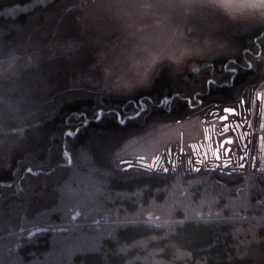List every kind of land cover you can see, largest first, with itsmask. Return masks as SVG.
I'll list each match as a JSON object with an SVG mask.
<instances>
[{
	"label": "trees",
	"instance_id": "16d2710c",
	"mask_svg": "<svg viewBox=\"0 0 264 264\" xmlns=\"http://www.w3.org/2000/svg\"><path fill=\"white\" fill-rule=\"evenodd\" d=\"M64 2L0 0V53L7 51L2 50L5 41L18 39L17 31H24L21 38L41 35L56 29L67 17L74 19L72 10L65 11ZM215 13L201 10L192 21L199 19L197 29L209 28L203 34L217 33L212 22ZM225 30L223 39L232 43L236 54L233 73L226 72L230 59L223 56L211 61V70L202 68L184 77L162 64L149 86L138 90L132 99L99 97L97 101L93 92L45 93L49 87L40 85L34 91L38 97L34 94L32 101L33 95L25 96L19 82L18 86L0 83V96L9 93L10 101L21 102L22 107L18 123L5 122V112L0 113L1 142L9 137L15 142L9 150L2 148L7 158L0 163V264H33L51 252L62 261L49 264H154L146 259V251L155 252L156 259L165 262L180 253L183 260L177 264H248L246 254L242 256L245 246H249L248 252L252 248L264 251V172L237 166L209 169L200 163L196 167L191 162L197 158L186 156L183 160L161 158L151 167L109 165L119 131L138 125V119L125 123L120 115L133 109L138 113L144 105L142 99L152 103L149 117L182 116L190 111L188 102L192 101L197 105L195 114L200 115H214L223 106H235L238 94L247 91L264 69V23L246 27L231 22ZM52 62L25 72L24 77L33 72L42 75ZM170 98L174 100L168 103V110L158 105ZM81 152L87 157L84 163ZM180 179L186 190L190 183L204 179L226 187L215 196L218 217L198 219L175 208L166 226L160 223L161 213L140 218L151 203L164 204V191ZM193 186L191 198L198 201L200 189L198 184ZM88 190L97 191V196L87 199ZM77 191L81 192L78 199L67 198L66 194ZM77 212L80 215L73 219ZM247 217L250 219L244 222L242 218ZM57 240L61 243L55 249ZM137 243L146 245L145 249L136 247Z\"/></svg>",
	"mask_w": 264,
	"mask_h": 264
},
{
	"label": "rangeland",
	"instance_id": "374dc122",
	"mask_svg": "<svg viewBox=\"0 0 264 264\" xmlns=\"http://www.w3.org/2000/svg\"><path fill=\"white\" fill-rule=\"evenodd\" d=\"M64 5L65 11H73L74 19L68 20L67 17L56 29L41 35L31 33L29 37L21 38L24 31H17L18 39L9 38L5 41L3 47H6L2 50L7 51L3 55L0 53V83L18 86L19 82V88H24L27 94L25 96L33 95L32 101L38 97L34 91L40 89V85L49 87L43 90L45 93L54 90L62 93L73 90L93 92L98 97L97 101L99 97L120 101L132 99L130 97L138 90L149 86L162 64L169 66L175 75L184 77L185 74L198 72L202 68L211 70V61L219 56L230 59L231 64L229 62L226 66V72L231 74L235 69L232 63L236 54L232 43L222 36V32L226 33V24L231 26V22H235L247 27L264 23V0H65ZM205 9L216 12L212 22L219 33L203 34L209 28L197 29L196 23L199 19L192 21L193 17L199 16V11ZM201 19L205 17L201 16ZM0 44L3 45L1 42ZM51 60V65L44 69L45 75L33 72V75L27 74L28 77H24L25 72L33 71ZM252 64L253 62L250 65L253 66ZM213 71L212 69V73ZM257 75V79L251 80L253 83L251 82L247 91L238 94V101L244 98L245 105L250 106L251 114L248 119L251 121L252 130L255 128L256 137L262 135L254 164L258 170L264 172V69ZM8 94L6 97L0 96V113L2 110L5 112V122L18 123L17 114L22 109L21 102L10 101ZM169 100L165 99L158 105L168 110V103L174 99ZM141 102L144 105L138 113V110L129 107L132 110L130 114L120 115L125 123L131 118L138 119V125L119 131L121 133L117 145L112 146L109 155V165L113 168L129 169L137 164L151 167L156 160L168 156H177L182 160L185 156L188 159L196 157L205 142L207 125H220L218 119L211 121L208 118L206 121L208 115L195 114L197 105L194 101L188 102L190 111L182 116L165 114L155 117L147 115L149 109H152V103L146 99ZM27 107L26 111H29L30 108ZM153 107L155 108L154 105ZM219 113L218 115L223 114L222 107ZM14 143V139L10 137L4 138L2 142L0 139V163L7 158L2 148L9 150ZM79 157L82 162L87 158L82 152ZM80 160L78 159L79 162ZM243 160L245 159L239 161L240 164ZM165 162H162V166ZM191 163L196 167L200 165L193 161ZM93 170L90 169L91 172ZM179 182L164 191L167 199L164 204L151 203L150 210L140 218H149L154 212L161 213L163 219L160 223L166 226L169 222L167 218L174 214L175 208H181L189 216L198 219L218 217V205H215L218 199L215 196L219 190L225 191L226 187H218L209 179L193 184L187 182L190 183L188 187L198 184L201 194L197 201L191 198L192 186L186 190L185 181L180 179ZM61 193L64 194V191ZM80 193L77 191L66 195L69 200H74L80 197ZM85 194L90 199L95 198L98 193L88 190ZM181 198L184 200L180 201ZM79 215L80 212L74 213L72 218ZM249 219L250 217L242 218L244 222ZM60 243L57 240L54 248L57 249ZM136 247L144 250L146 245L137 243ZM244 248L242 256L246 254L248 264H264V251L252 248L248 252V245ZM146 254V259L154 264H177L183 260L180 253L171 262L156 259L153 251H146ZM175 260L177 262L174 263ZM61 261L56 252H51L43 260L33 264Z\"/></svg>",
	"mask_w": 264,
	"mask_h": 264
},
{
	"label": "flooded vegetation",
	"instance_id": "af4514ba",
	"mask_svg": "<svg viewBox=\"0 0 264 264\" xmlns=\"http://www.w3.org/2000/svg\"><path fill=\"white\" fill-rule=\"evenodd\" d=\"M245 104L244 98H240L235 106L230 107L234 108L235 112L226 114L223 120L221 117L225 115L224 109L227 106L222 107V115H218L220 113L217 111V114L211 115L210 113L205 118L206 121L208 118L211 121L218 119L220 125L217 126L215 123L207 125V136L202 149L196 156L197 163L205 164V168L209 169H227L237 166L241 170L255 168L257 172H263L258 170L254 164L256 149L260 146L262 135L259 134L256 137L254 134L255 128L252 130L251 121L248 119L251 108ZM242 159L245 160L240 164L239 161Z\"/></svg>",
	"mask_w": 264,
	"mask_h": 264
},
{
	"label": "water",
	"instance_id": "95a60500",
	"mask_svg": "<svg viewBox=\"0 0 264 264\" xmlns=\"http://www.w3.org/2000/svg\"><path fill=\"white\" fill-rule=\"evenodd\" d=\"M226 109H234V108L226 107V108L224 109V111H225V115H224L223 117H221V120H223L224 117H226V114H232V113L235 112V109H234V111H226ZM228 140H229V139H228Z\"/></svg>",
	"mask_w": 264,
	"mask_h": 264
},
{
	"label": "snow or ice",
	"instance_id": "6c2138e0",
	"mask_svg": "<svg viewBox=\"0 0 264 264\" xmlns=\"http://www.w3.org/2000/svg\"><path fill=\"white\" fill-rule=\"evenodd\" d=\"M226 111H234V109H226ZM167 171V169H165Z\"/></svg>",
	"mask_w": 264,
	"mask_h": 264
}]
</instances>
